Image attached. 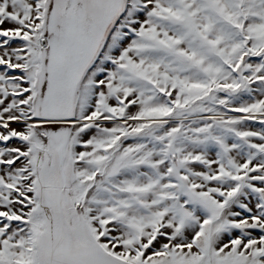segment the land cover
<instances>
[{
  "label": "snow or ice",
  "instance_id": "6c2138e0",
  "mask_svg": "<svg viewBox=\"0 0 264 264\" xmlns=\"http://www.w3.org/2000/svg\"><path fill=\"white\" fill-rule=\"evenodd\" d=\"M0 264H264V0H0Z\"/></svg>",
  "mask_w": 264,
  "mask_h": 264
}]
</instances>
